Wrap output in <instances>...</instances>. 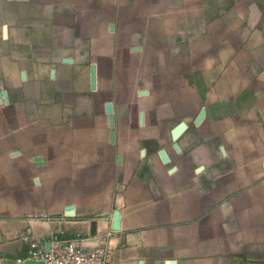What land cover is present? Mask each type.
<instances>
[{
	"label": "crops",
	"instance_id": "0c3cea01",
	"mask_svg": "<svg viewBox=\"0 0 264 264\" xmlns=\"http://www.w3.org/2000/svg\"><path fill=\"white\" fill-rule=\"evenodd\" d=\"M36 1L40 10L43 3L56 2L52 18L61 24L47 28L43 16L45 28L23 29L22 0H0V68H16L17 74L23 66L25 74H17L19 111L0 116L7 121L0 124V264L32 262V239L46 252L57 239H85L87 251L108 239L116 250L114 264H264V0ZM206 10L211 21L223 15L245 22L246 48L231 64L243 67L247 83L252 80L263 94L237 117L245 120L240 124L228 123L236 117L232 96L229 101L214 98L207 107L200 103L196 116L205 112L201 127L210 123L203 128L208 139L249 138L242 142L243 153L258 175L249 189L215 177L217 162H192L191 155L173 163L163 179L160 144L152 147L160 149L161 161L147 160V144L135 138L129 146L124 123L115 137L109 123L115 103L108 79H117L118 96L125 99L136 77H177L165 79L166 85L156 82L150 105L155 112L147 117L144 112L145 124L140 116L138 123L148 138L174 123L168 128L172 146L176 141L183 154L189 150L192 122L182 118L190 116L193 102L188 82L178 76L204 74L205 63L202 40L183 35V28H201ZM255 72L261 74L254 81ZM93 79L97 88L88 91L84 82ZM165 86L179 93L167 95ZM96 108L102 118H79ZM74 113L78 119L72 122ZM201 146L200 154L214 152L211 145ZM137 164L156 179L129 183ZM116 210L119 231L113 224Z\"/></svg>",
	"mask_w": 264,
	"mask_h": 264
},
{
	"label": "rangeland",
	"instance_id": "374dc122",
	"mask_svg": "<svg viewBox=\"0 0 264 264\" xmlns=\"http://www.w3.org/2000/svg\"><path fill=\"white\" fill-rule=\"evenodd\" d=\"M6 2L10 0H5ZM43 3V2H42ZM22 6V24L23 29L30 28V27H38V28H45L43 25H46L45 22L49 23L47 28H51L52 24L54 26H57L61 23L59 21H55L52 18V12L54 11V5L56 2H47L43 3L46 5L44 8L40 10V4L41 2H37L36 0H22L20 3ZM45 9H47V12L45 13ZM229 11V10H228ZM228 11H224L225 13H228ZM238 13H235V16L240 17V10H237ZM45 16L47 19H44V23L41 21V17ZM204 21L202 22V27L198 26L195 30V28L185 27L183 30L185 33L183 35L187 36L188 38H196L202 40V44L204 45V63H205V73L204 74H197V73H190V74H181L178 76L180 80H183L184 83H187V86L189 87V96H191V100L193 102V105L191 106L190 116H187L189 114L185 113L182 119H189L192 123L191 129H192V141H191V147L189 150L187 149L186 153L183 154L184 148H181L178 146L177 142L174 143V148L172 146L173 142L168 136V128L170 126H173L174 123L171 125L167 124L166 130L162 131L160 134L155 135L154 138H148L147 136L141 135L139 116H140V122L141 125L145 124L144 120V112H146V117L148 114H151L152 112H155V109L150 108L151 101L155 100V86L156 82L159 81L163 84H167L164 82L165 79H176L177 77L173 76H159V77H136L134 78V81L129 85L130 90L127 94L125 99H121L118 96L117 93V79H108L109 87H110V93L111 97L114 100L115 104H110L109 108V123L112 128V135L115 137L116 133L119 135V126L122 123H124V126L126 128V135L125 137L129 141L130 144L136 139H139L141 142L147 144L145 148L149 149V153L147 154V160L151 159V157L155 156L158 157L159 161L161 162V178L168 179L169 173L167 171L172 167L174 164H180L183 162L185 158H188L187 156L191 155V161L192 162H202V163H218L221 166L224 165V167L219 166L218 164L214 166V168H220V170L212 171L215 174V177H228L231 179L232 183H235L236 185L241 187V190L243 189H249L250 185H252L251 180L254 177H257L258 175L255 174L254 169L249 167L247 162V157L245 156L247 152L243 153V149L245 146L242 145L243 141H248L247 136H238V137H232L231 139H227L224 137L223 139L216 137L213 139H208L207 136L205 137L203 135V128L209 125V122H206L204 127L202 128L203 120H204V114L205 112L202 111V113L196 118L200 111V103H204L203 106L207 107L210 102H214V98L223 99L229 101L230 96H232L233 107L236 108V117L232 118L231 121H228L229 125L231 126L232 122H236L237 124L242 123L243 121L238 122L236 119L238 116H241L242 114H245L246 106L249 103H258V101H261L263 94H261V88L255 87L253 81L251 80L250 83H247V74L244 72L240 66H234L235 61L233 64L232 61L234 60V55L241 57L243 52L245 51V44L243 39L244 29H245V22L243 20H224L222 17L223 15H220L221 21H211V14L210 11H204ZM262 17H264L262 15ZM41 26V27H39ZM250 29V28H249ZM237 38L239 41H235L234 39ZM234 40V41H233ZM190 45V44H189ZM238 60V58H237ZM239 61V60H238ZM240 62V61H239ZM209 64V65H208ZM209 67H208V66ZM17 74L22 73L23 77L24 74V68L23 66H20V68H17ZM16 74V68H0V116H6L13 112L19 111V104L20 102L18 100L19 96V88H18V79ZM257 75H260L261 73H254L253 78L254 81L257 79ZM175 81L168 80V83H174ZM84 83L85 87H88V91L91 90L95 91L97 88V80L93 79L86 80ZM80 86H82L80 84ZM84 87V89H85ZM126 88V87H125ZM146 92H142V90H146ZM18 90V94H17ZM141 90V91H140ZM177 88H170L168 86H165V93L167 95L172 94H178ZM85 90L86 96L89 98V92ZM164 93V94H165ZM11 97L16 100H11ZM194 97L196 99V102L194 101ZM63 99V97H62ZM210 99V101H208ZM219 101V100H217ZM94 102H98L96 99H94ZM254 105H251V108H253ZM243 108V109H242ZM176 114H178V109L174 108ZM108 111V108L107 110ZM108 113V112H107ZM259 113L256 111V113L253 114V116L256 118ZM91 116L94 117L95 120H98L99 118L103 117V114L100 112L99 109H95L93 112H88V114H84L80 116V119H91ZM180 117H176V119H180ZM196 118V119H195ZM77 113H74L72 122L77 121ZM195 119V120H194ZM254 119V118H253ZM195 121V122H194ZM259 120L258 122H260ZM146 122H148L146 120ZM251 122V121H250ZM1 123H7L5 119L0 120ZM149 123V122H148ZM252 123V122H251ZM215 126V123H211V125ZM227 124V123H226ZM200 126V127H199ZM146 131H150V127H147V123L144 127ZM231 129L235 130V134L239 132V128L237 125H234L231 127ZM230 129V130H231ZM140 132V133H139ZM8 133V132H7ZM160 137H159V136ZM7 137V135H5ZM158 137V141L157 138ZM206 138V139H204ZM145 139V140H144ZM209 143V144H208ZM160 144L161 150L156 149L152 147V145ZM201 145H211L213 146L214 152L212 154L207 153L200 154V148ZM197 146V147H196ZM222 147V148H221ZM230 149H229V148ZM130 148V147H129ZM220 148L222 150V153L220 151ZM227 150H226V149ZM160 150V151H159ZM205 150H208V146ZM204 150V151H205ZM158 151L161 157V160L158 156ZM182 153L181 157H176V152ZM228 151V152H227ZM230 151H235L230 155ZM257 153H258V161L260 163L263 162V152L260 147L257 146ZM182 156H186L185 158ZM206 157V160L204 158ZM141 157V155L138 153L137 158ZM198 159V160H197ZM121 159H119L120 161ZM205 161V162H204ZM163 163L167 164L165 167H163ZM240 163L242 164V167L239 168ZM238 164V167H237ZM137 170L131 172V174L128 175V182L131 183L134 180H144L147 182L153 181L156 179V177L153 176L151 172H149L146 168L144 170H141L142 168L139 167V165H136ZM170 174L173 175L175 171L171 169ZM242 179V182H241ZM116 182V180H115ZM264 190V189H261ZM121 220V213L120 211L116 210L114 214V229L116 231H119V226ZM33 237V236H31ZM32 239V238H31ZM35 242V239L31 240V243ZM37 242V241H36ZM73 242H76L79 244L81 248L87 244V240L80 239V240H73ZM120 245L123 244V241L119 243ZM118 246V245H117ZM84 250V248H83ZM96 251H101L104 253V255L107 257L108 264H114L115 262V247L111 243V241L103 240L101 242V245L94 248ZM87 251V250H85ZM91 252V251H88ZM142 264V263H141ZM175 264V263H173Z\"/></svg>",
	"mask_w": 264,
	"mask_h": 264
},
{
	"label": "built area",
	"instance_id": "2783aa9c",
	"mask_svg": "<svg viewBox=\"0 0 264 264\" xmlns=\"http://www.w3.org/2000/svg\"><path fill=\"white\" fill-rule=\"evenodd\" d=\"M34 262L43 264H108L107 257L101 251H85L76 242L57 239L50 245V252L44 251L37 242L31 243ZM27 260H19L26 264Z\"/></svg>",
	"mask_w": 264,
	"mask_h": 264
},
{
	"label": "water",
	"instance_id": "95a60500",
	"mask_svg": "<svg viewBox=\"0 0 264 264\" xmlns=\"http://www.w3.org/2000/svg\"><path fill=\"white\" fill-rule=\"evenodd\" d=\"M26 264H43V263L42 262H34V261L31 262V261H29V262H26Z\"/></svg>",
	"mask_w": 264,
	"mask_h": 264
}]
</instances>
